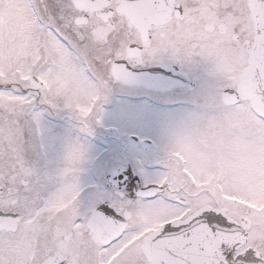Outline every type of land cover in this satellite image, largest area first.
Wrapping results in <instances>:
<instances>
[{"label":"snow or ice","instance_id":"obj_1","mask_svg":"<svg viewBox=\"0 0 264 264\" xmlns=\"http://www.w3.org/2000/svg\"><path fill=\"white\" fill-rule=\"evenodd\" d=\"M152 65L203 73L195 111L86 192L102 105ZM0 264H264V0H0Z\"/></svg>","mask_w":264,"mask_h":264},{"label":"flooded vegetation","instance_id":"obj_2","mask_svg":"<svg viewBox=\"0 0 264 264\" xmlns=\"http://www.w3.org/2000/svg\"><path fill=\"white\" fill-rule=\"evenodd\" d=\"M160 72L154 88L115 84L108 99L102 105L103 126L97 127L93 136L89 137L87 144L91 149V163L81 174V182L87 189L89 186L102 184L104 177L117 171L127 170L135 164L143 162L145 168H152L160 155V146L167 134L172 129L185 122L186 118L195 111L196 92L203 84V73L199 70L191 72L182 69L179 65L163 67L152 65ZM136 97L148 105L158 106L168 114L165 118H153L158 123L155 136L140 134L133 129L137 118L129 111V103L117 102L116 99ZM146 98L160 104H150ZM141 113V112H140ZM138 113V114H140ZM48 115V116H47ZM128 122L124 124L127 116ZM131 125V126H129ZM43 149L39 148L40 140L32 147L30 157L41 167L54 166L57 162L49 158L48 150L57 148L63 141L62 132L67 139L72 135V130L66 118L55 113L45 114L42 118ZM126 130H133L127 133ZM134 195V194H133Z\"/></svg>","mask_w":264,"mask_h":264},{"label":"rangeland","instance_id":"obj_3","mask_svg":"<svg viewBox=\"0 0 264 264\" xmlns=\"http://www.w3.org/2000/svg\"><path fill=\"white\" fill-rule=\"evenodd\" d=\"M203 77V75L201 76ZM117 102H121V101H125L127 104L129 103V111L134 115L137 120L136 122L133 124V126L131 127H135V128H138V129H133L134 131L140 133V134H150L152 136H155L156 135V132L158 130V123H155L156 120H152L153 118H165V117H168L169 118V115L168 114H164L165 110L163 108H160L158 106H152V105H148L145 101L141 100V99H133L131 101H127V98H119V99H116ZM141 112V113H140ZM140 113V114H138ZM127 118L124 122V124H126L128 122V115H126ZM133 130H126L127 133H131L134 131ZM64 135V131L62 132V143L60 145H62L66 140L67 138ZM62 146H57V148H51L48 150V155H49V158L52 160V161H55L57 162V157H58V153L60 151Z\"/></svg>","mask_w":264,"mask_h":264}]
</instances>
